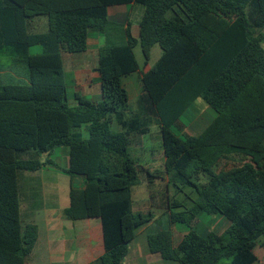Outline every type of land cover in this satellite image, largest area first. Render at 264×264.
<instances>
[{"label": "trees", "instance_id": "1", "mask_svg": "<svg viewBox=\"0 0 264 264\" xmlns=\"http://www.w3.org/2000/svg\"><path fill=\"white\" fill-rule=\"evenodd\" d=\"M130 4L144 7L138 38L128 19L109 16ZM39 17L48 20L44 33L33 31ZM263 31L264 0H0V264H26L33 251L38 227L23 224L19 173L59 168L38 159L58 148L68 151L64 172L85 182L72 187L65 216L99 218L101 264H122L152 219L133 210L140 175L153 177L131 148L153 124L161 129L171 223L191 227L202 214H220L230 226L206 236L191 228L177 246L160 231L148 237L151 253L179 264H256L264 245ZM90 32L106 37L97 69L103 99L77 94L71 106L63 54L86 52ZM34 46L42 52L32 54ZM138 46L145 66L155 46L163 51L148 72ZM134 73L142 74V115L130 112L124 83ZM198 99L217 117L197 136L180 135V118ZM234 156L239 164L220 168ZM171 185L189 192L171 197Z\"/></svg>", "mask_w": 264, "mask_h": 264}, {"label": "crops", "instance_id": "2", "mask_svg": "<svg viewBox=\"0 0 264 264\" xmlns=\"http://www.w3.org/2000/svg\"><path fill=\"white\" fill-rule=\"evenodd\" d=\"M140 6L141 5L138 4L114 6L109 9V16L112 20L119 23H124L126 19H128L132 24L133 36L138 38L140 33L139 24L144 14V8ZM32 25L33 31L37 33H44L48 30V20L45 17L44 19L41 17L34 19ZM105 43L106 37L104 34L90 32L88 37V49L86 52L82 53L84 55L91 54L90 56L86 57L83 55L84 57L82 58L77 57V54H63L66 81L71 77V81L76 83L75 87L77 89V91H74L72 98L69 96L71 106L77 104V94L93 102L102 101L103 94L100 74L97 69L99 65V49L104 46ZM91 60L92 62L94 61V63L91 68H87V64H89ZM83 63L85 68H81ZM151 67L152 66L149 64L148 66H144L142 70L143 72H148ZM14 76L17 77V74H14ZM141 77V73H134L127 77L124 83L130 95V112L142 115L143 109L140 104V98L143 95V84ZM81 89L85 90L84 95L80 93ZM199 100L200 99L196 102ZM181 118L179 124H182ZM213 120L202 126L196 123L192 124L191 127L193 132L190 133L189 136L199 135ZM152 131L155 133H152ZM152 134V139L157 143L156 145H154V143L151 144L148 140L149 135ZM62 149L65 157L64 164H59L57 161L49 159L56 162L59 168L45 166L36 172L26 173L22 178L19 173L20 210L23 224H34L38 227V240L32 253L27 258L26 264H101L100 259L106 252L101 220L99 218H89L72 221L64 214V211L70 206V192L72 187L78 190L83 189L85 187V182L84 178L81 176L72 178L64 172V169L68 166V151L67 149ZM131 152L134 159L138 161L140 167L151 173L153 177L150 178L147 174L143 173L147 176L145 182L147 183L150 196L154 199L151 208H154L155 205L159 209H167L166 191L165 197H162V206L159 205L155 199L158 187L161 186L167 190L168 182L165 173L166 157L160 126L153 124L150 127L149 134L138 136L135 144L132 146ZM43 177L47 179V181H42L41 179H43ZM134 207L135 202L133 196V210L135 212ZM150 213L152 212H138L136 214L148 216ZM200 218L201 216L193 223V225H195L194 227H188L190 229L193 228L202 236L215 232V230L206 229H203L201 232V230H199L201 227ZM153 220L154 216L152 213V219L147 224L151 223ZM174 225L175 228H173V231L176 237L175 239L173 237V240L175 246H177L190 229L187 233H184L183 230L177 228L178 225L184 224L175 223ZM229 226L230 222L228 227ZM160 231L163 230H156L152 234ZM258 247H264V245H259ZM255 254L258 258L256 264H264V254L259 256L256 251ZM170 262L174 261H166L160 254L151 253L147 239H142L139 242V237L136 235L129 246L128 255L123 260L122 264H170Z\"/></svg>", "mask_w": 264, "mask_h": 264}, {"label": "rangeland", "instance_id": "3", "mask_svg": "<svg viewBox=\"0 0 264 264\" xmlns=\"http://www.w3.org/2000/svg\"><path fill=\"white\" fill-rule=\"evenodd\" d=\"M41 18L44 19V17H41ZM41 51H42V48L40 46H34L31 48V53L34 55L41 53ZM135 53H136L137 59L140 63V66L143 69L145 66V64H144L145 58L143 56V53H142L140 46H138L135 49ZM162 54H163L162 49L159 46H155L152 50L150 65L153 66L161 58ZM83 55L84 54H82V53L77 54V57H82V58L84 56L88 57L91 54H85L84 56ZM93 63H94V61L92 62V60H91L89 62V64H87V68H91ZM71 66H73V65H71ZM81 68H85L84 63H83V65H81ZM26 72L27 71H25V70H22L19 72V74H20L19 76L21 77L22 80H25ZM67 83L69 85L68 93H69V96L72 98L74 91H77V89L75 87L76 83L75 82L73 83L71 81V77H69L67 79ZM80 93L84 95L85 90L81 89ZM216 116H217L216 112L211 107H209L202 99H200L198 102H195L190 107V109L188 110V112L185 115L182 116V118H181L182 124L178 125L179 133H180V135H183V136L184 135L185 136L190 135V133L193 132V129L191 127L192 124L196 123L197 125L202 126L203 124H206V123L210 122L211 120H213ZM112 130L115 132L120 131V129L117 125H113ZM81 132H82L84 138L88 137V133H87L85 128H83L81 130ZM152 133H155V132L152 131ZM152 137H153V134L149 135L148 140L151 144L154 143V145H156L157 143L154 142V139H152ZM62 151H63L62 148H58L51 155H48V154H41L40 156L38 155V159L42 162H45L48 159H53V160L57 161L59 164H64L65 157H64V154ZM33 156L28 155V156H24L23 158H31ZM240 162L241 161L237 157L234 156L230 160L223 162L220 168L228 169V168H231L235 164H239ZM26 173H29V172H20V175H21L20 177L22 178V176L25 175ZM140 176H141L140 184L134 186V188H133V196H134V202H135L134 209H135L136 213H138V212L147 213L148 211H151L153 213L154 220L151 223L144 226L143 228H141L137 232V236L139 237V242L142 239L143 240L147 239V243H148L147 237L150 236L152 233H154L156 230L169 231L173 234V237L175 239L176 236H175L174 231H173V228H175V225L172 224L170 219H169V214H170L169 211L167 209H159L155 205H154V208H151L152 202L154 199L150 196V193H149V190L147 187V183L145 182V179H147V176L144 174H141ZM41 180L47 181V179H44V177ZM202 182H206V179L204 177L202 178ZM179 187H181V186L179 185ZM165 191H166L165 188L160 186V187H158V190L156 192L157 193V196L155 198L156 202L159 203V205H161V206H162V197L163 196L165 197ZM188 192H189V189H186L183 192H179L175 186L171 185V187H170L171 197H173V196H175V194H177V198H179L180 200H183L185 198V195ZM200 222H201V227L199 230H201V232L203 229H206V230H215V232H217V233H223L227 230V227L229 225V221L226 218H224V216H222L220 214H214V215L202 214L201 218H200ZM194 226L195 225L192 224V227H194ZM177 228L183 230L184 233H187L190 229L188 226H185V225H178ZM255 251L257 252V254L259 256H261L264 254V247H257L255 249ZM170 264H179V263L178 262H170Z\"/></svg>", "mask_w": 264, "mask_h": 264}]
</instances>
